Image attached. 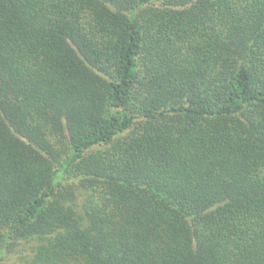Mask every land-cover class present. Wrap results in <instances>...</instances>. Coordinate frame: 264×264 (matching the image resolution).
<instances>
[{"label":"trees","instance_id":"1","mask_svg":"<svg viewBox=\"0 0 264 264\" xmlns=\"http://www.w3.org/2000/svg\"><path fill=\"white\" fill-rule=\"evenodd\" d=\"M0 264H264V0H0Z\"/></svg>","mask_w":264,"mask_h":264}]
</instances>
